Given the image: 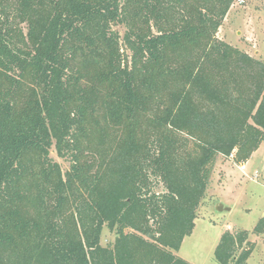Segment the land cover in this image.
I'll return each instance as SVG.
<instances>
[{
    "label": "trees",
    "instance_id": "obj_1",
    "mask_svg": "<svg viewBox=\"0 0 264 264\" xmlns=\"http://www.w3.org/2000/svg\"><path fill=\"white\" fill-rule=\"evenodd\" d=\"M235 1L0 0V264H194L218 157L264 141V60L217 36Z\"/></svg>",
    "mask_w": 264,
    "mask_h": 264
},
{
    "label": "rangeland",
    "instance_id": "obj_2",
    "mask_svg": "<svg viewBox=\"0 0 264 264\" xmlns=\"http://www.w3.org/2000/svg\"><path fill=\"white\" fill-rule=\"evenodd\" d=\"M114 28L122 35L126 29L122 24ZM217 36L264 60V0H236ZM51 156L64 172L69 169L70 161L59 156L55 146ZM244 164L218 157L193 232L185 237L176 252L178 255L194 264H221L214 256L221 234L226 230L233 233L247 230L249 240L255 244L248 262L264 264V233L253 232L264 216V141L252 155L245 172ZM156 189L162 190V184H156ZM116 235L115 229L104 225L101 243L112 245Z\"/></svg>",
    "mask_w": 264,
    "mask_h": 264
},
{
    "label": "crops",
    "instance_id": "obj_3",
    "mask_svg": "<svg viewBox=\"0 0 264 264\" xmlns=\"http://www.w3.org/2000/svg\"><path fill=\"white\" fill-rule=\"evenodd\" d=\"M258 149H259V148H258ZM258 149H257V150H258ZM257 150H256V151H257ZM256 151H255V152H256ZM255 152H254V153H255ZM254 153H253V154H254ZM253 154H252V155H253ZM251 157H252V156H251ZM251 157H250V159H249L248 161L245 162L244 166L246 167V169H245L243 172H245V171L247 170V168H248V164H249V162H250V160H251Z\"/></svg>",
    "mask_w": 264,
    "mask_h": 264
},
{
    "label": "water",
    "instance_id": "obj_4",
    "mask_svg": "<svg viewBox=\"0 0 264 264\" xmlns=\"http://www.w3.org/2000/svg\"><path fill=\"white\" fill-rule=\"evenodd\" d=\"M220 209L222 208V206L219 207Z\"/></svg>",
    "mask_w": 264,
    "mask_h": 264
}]
</instances>
